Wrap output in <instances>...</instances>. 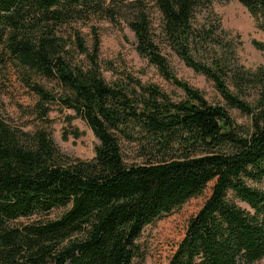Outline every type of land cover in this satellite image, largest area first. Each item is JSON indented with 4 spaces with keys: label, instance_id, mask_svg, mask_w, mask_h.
<instances>
[{
    "label": "trees",
    "instance_id": "16d2710c",
    "mask_svg": "<svg viewBox=\"0 0 264 264\" xmlns=\"http://www.w3.org/2000/svg\"><path fill=\"white\" fill-rule=\"evenodd\" d=\"M216 1L0 0V71H17L43 123L26 130L0 110V264H145V227L208 188L165 264L264 261V65L232 69ZM238 1L264 31V0ZM103 20L128 26L137 52L184 96L133 75L108 80ZM253 44L264 52V41ZM164 45L249 122L180 78ZM204 50L211 56L197 58ZM55 107L72 109L93 130V158L54 142ZM123 141L135 147L130 161ZM54 210L60 214L49 216Z\"/></svg>",
    "mask_w": 264,
    "mask_h": 264
},
{
    "label": "rangeland",
    "instance_id": "374dc122",
    "mask_svg": "<svg viewBox=\"0 0 264 264\" xmlns=\"http://www.w3.org/2000/svg\"><path fill=\"white\" fill-rule=\"evenodd\" d=\"M213 9L215 14L212 13L220 17L222 24L221 28L217 30L219 40L229 44L232 48V69L234 71L235 69L255 70L264 65V52L253 44L254 40L264 41V31L258 28L250 11L238 0H218L214 3ZM207 16L208 13L202 14L200 21ZM155 17L158 18V15L156 14ZM81 26L89 39V27L85 24ZM99 26L101 32L99 57L103 74L108 80L133 75L143 82L159 84L174 99H181L184 96L182 89L167 81L155 66L137 52L135 35L128 26L125 24L116 25L106 20L99 22ZM214 47L220 50L218 44H215ZM163 52L180 78L200 89L210 102L227 106L237 122L242 124L249 122L247 115L227 105L213 81L187 66L170 47L164 45ZM195 55L199 59L211 56L205 50L204 55L197 52ZM77 57L81 61L84 58L80 54ZM228 82L230 83V81ZM47 84L53 87L52 83L48 82ZM34 103V95L21 81L14 68L0 71V110L2 113L12 117L14 123L26 130H34L43 125L41 120L31 114ZM74 115L75 112L72 109L57 107L50 112L52 139L64 153L76 158L91 159L95 155L98 139L89 125L82 118L74 117ZM75 131H78L80 136H75ZM123 150L127 161L136 155L134 145L126 141H123ZM209 193L210 188L205 195L188 200L172 214L145 227L139 239L140 246L145 252V264L166 263L169 255L185 233L187 220L198 211ZM240 204L248 207L246 203L240 202ZM59 214V210H54L49 216L55 217ZM257 264H264V261Z\"/></svg>",
    "mask_w": 264,
    "mask_h": 264
}]
</instances>
